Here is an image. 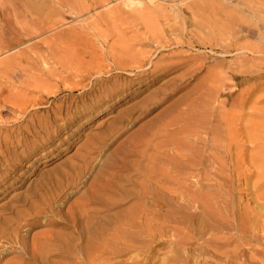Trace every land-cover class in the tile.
<instances>
[{"label":"rangeland","instance_id":"1","mask_svg":"<svg viewBox=\"0 0 264 264\" xmlns=\"http://www.w3.org/2000/svg\"><path fill=\"white\" fill-rule=\"evenodd\" d=\"M109 177L156 202L82 203ZM118 242L110 264H264V0H0V264Z\"/></svg>","mask_w":264,"mask_h":264},{"label":"bare ground","instance_id":"2","mask_svg":"<svg viewBox=\"0 0 264 264\" xmlns=\"http://www.w3.org/2000/svg\"><path fill=\"white\" fill-rule=\"evenodd\" d=\"M136 62V61H135ZM133 63V62H132ZM138 63V62H137ZM124 65V64H123ZM138 65V64H136ZM157 67V66H156ZM155 72H158L159 69L158 68H155L154 70ZM114 79V78H113ZM170 97V94H166V95H163L160 99H158L157 103L156 104H160L162 103L163 101H165L166 99H168ZM152 98H157V95L152 97ZM152 100V99H151ZM147 100L144 104L142 105H139V106H135L133 108H131L130 112L131 111H134L135 109H141L143 110L144 108H147L150 104V101ZM155 101V100H154ZM129 111V110H128ZM144 112H146L145 110L144 111H141L138 115H135L136 117H134V114H131V113H128V115L125 117V122H126V126L122 127V128H116V126H114L113 124H115L117 121H113V124L109 127L108 129V132H106L108 134V141L105 142L103 144L102 147H97V149H104L106 148L109 144L108 142L114 140L116 138V136H118V134H120L122 131L126 130L128 128V125L130 126V124H133V123H136L138 120H140V118L143 116ZM125 113V112H124ZM122 115V114H120ZM118 116L120 118L123 119V115L122 116ZM145 115V114H144ZM142 132H140L138 135H136L135 137H141L142 136ZM137 140V139H136ZM136 141L134 139H128V141L124 144H122V154L123 152L125 153H129V154H133L134 150L138 147H136ZM119 153V152H118ZM125 155V154H124ZM117 158V157H116ZM115 159V158H114ZM121 159V158H120ZM124 160V159H123ZM115 161V160H113ZM122 164V163H121ZM120 162L115 161L114 165H121ZM89 167V166H87ZM121 169V167L119 168ZM136 172V171H135ZM137 173V172H136ZM101 178V177H100ZM107 179V178H106ZM98 180V179H96ZM112 180H114L112 177H109V180H105L106 182H103L102 180H100L102 184H100V186L96 187V192L99 194V195H91V196H88L86 198L83 199V202L82 203H85L86 205H90L92 203H126L127 201H132V200H136L137 202H144L145 200L147 202H149L151 199V203H155L156 202V195L155 193H153L152 190H150V192H144L142 189H140L138 186H137V182H134L133 184V190H123V184H127L128 183V178L127 179H118V183H116L115 181L112 182ZM116 180V179H115ZM127 180V181H126ZM154 182V181H153ZM149 183V182H148ZM152 183V182H151ZM118 184V186H117ZM154 186V185H153ZM154 188V187H153ZM93 190V189H92ZM155 190V189H154ZM95 192V193H96ZM92 193V192H91ZM96 193V194H97ZM55 198H56V195H54ZM31 198V197H30ZM32 199V198H31ZM54 199V198H52ZM149 200V201H148ZM56 202V200H54ZM26 203V202H25ZM30 204V203H29ZM85 205V206H86ZM47 206V205H46ZM44 206V207H46ZM83 207V206H81ZM106 207V206H105ZM36 208V207H35ZM48 208V206H47ZM30 209V208H29ZM38 209V208H37ZM85 209V208H84ZM49 210V209H47ZM29 211V210H28ZM39 211V210H38ZM50 211V210H49ZM46 212V211H45ZM75 213V212H74ZM84 213V212H83ZM75 214H79V213H75ZM31 215V214H30ZM34 215V214H33ZM45 215V214H43ZM36 216V214H35ZM51 216V215H49ZM49 216H46L47 218ZM85 216V214L83 215ZM54 217V216H53ZM76 217V216H75ZM74 217V218H75ZM78 217V216H77ZM31 218V217H29ZM36 219V217H34ZM50 218V217H49ZM82 218V217H81ZM76 219L74 221V223H72V221L70 222V224L72 223V226L70 225H66V228L67 229H70V228H74V230H77V224L80 223L79 225H81V223H83L82 220H84L83 218L82 219ZM85 218V217H84ZM87 218V217H86ZM89 218V217H88ZM9 219V218H8ZM17 219V218H16ZM44 220V218H42ZM46 219V218H45ZM51 219H52V216H51ZM55 219V218H54ZM41 220V221H43ZM40 221V222H41ZM46 221V220H45ZM63 221V220H62ZM2 222V221H1ZM29 222V221H28ZM34 222H38V221H34ZM39 222V223H40ZM56 222H57V219H56ZM59 222V221H58ZM25 223V222H24ZM27 223V222H26ZM25 223V224H26ZM31 223V222H30ZM65 223V222H64ZM60 224V223H59ZM67 224V223H66ZM24 225V224H23ZM56 225V224H55ZM65 225V224H64ZM83 225V224H82ZM25 226V225H24ZM27 226V225H26ZM63 226V225H62ZM70 226V227H69ZM29 227V226H28ZM17 228V227H16ZM26 228V227H25ZM88 229V228H87ZM4 230V229H3ZM75 232V231H74ZM63 234V233H62ZM8 236V235H6ZM12 237V236H11ZM8 238V237H6ZM83 238L82 234L80 233L78 238L76 239H68V241H63V242H58V240L56 239L55 237V242H58V246H56V248H54L56 251H60V249H69V248H73V246H75V243L76 241H78L79 239L81 240ZM53 239L50 238L48 240H46V242H51ZM57 240V241H56ZM6 242V241H5ZM54 242V240H53ZM115 244V243H114ZM41 245V244H40ZM22 246V245H21ZM33 246L34 248L36 249L38 246H37V243H34L33 242ZM78 246V245H76ZM78 248V247H77ZM22 249V248H21ZM33 249V247L31 248ZM37 250V249H36ZM21 251H24V253L22 254V257L20 258V262H22L21 264H24L25 261L30 257L26 258V255H29V254H26L25 250H21ZM129 251V248H127V246L123 245L122 242H118L117 244V247L116 249H110V250H107L105 249L104 247H99V248H89L87 251H86V262L88 260L92 261V264H95V262L97 264H110L111 261L115 260V259H119L121 258L122 256H124L125 254H127V252ZM37 253V252H35ZM56 254V253H55ZM85 255V254H84ZM143 255L140 254V256ZM146 255V254H145ZM143 255V258L145 257L147 259V261L149 260H155L158 258V255L156 254V252H148L147 255L145 256ZM32 256V255H31ZM37 256V255H36ZM58 257H60L61 259L63 260H67V259H70V254L69 253H66L63 252V253H60L57 255ZM142 257V256H141ZM38 258V257H36ZM35 256L33 259H36ZM138 258V257H137ZM144 258V260H145ZM181 261H178L177 257L174 256V255H166L163 257V259H160V264H186V262L188 261L187 260V257H181L180 258ZM135 261V260H134ZM159 261V260H158ZM94 262V263H93ZM146 262V261H145ZM36 263V262H35ZM38 263V262H37ZM142 262H134L133 264H140ZM90 264V263H88ZM114 264H123V262H117V263H114ZM142 264H147V263H142Z\"/></svg>","mask_w":264,"mask_h":264}]
</instances>
